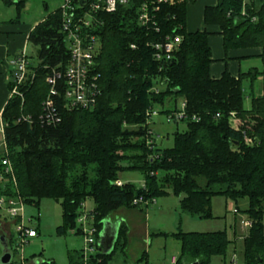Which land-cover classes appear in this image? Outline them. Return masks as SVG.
<instances>
[{"label":"trees","instance_id":"1","mask_svg":"<svg viewBox=\"0 0 264 264\" xmlns=\"http://www.w3.org/2000/svg\"><path fill=\"white\" fill-rule=\"evenodd\" d=\"M4 1L14 4L19 14L26 0ZM95 17L100 21L92 31L100 42L92 70L98 90L95 104L91 109L69 108L59 80L56 94L51 95L59 119L52 123L39 116L50 90L46 76L63 70L69 59L61 6L28 33L27 41L37 48L36 61L28 65L33 78L18 86L21 95L11 94L1 111L15 184L2 176L0 194L18 195L33 206L42 199L59 203L62 224L56 227L57 234L70 229L83 234L77 219L90 199L94 206L86 215L95 238L114 209L146 208L159 196L178 197L182 212L202 219L213 217V196L230 198L236 208L238 199L245 198L242 212L250 225L243 236V263L264 264V0H218L204 8V24L219 28L225 51L260 50L263 69L236 77L226 70L219 78L210 76V33L186 29V1L162 7L158 32L140 27L131 5H119ZM165 33L182 38L171 60L159 63L147 42ZM131 43L136 47L131 48ZM258 76L261 91L255 95L253 82ZM244 80L249 82L247 108ZM12 86L9 82V89ZM177 96L184 103L185 117L180 121L185 129L173 132L171 146L158 147L148 113ZM178 110L175 106L162 109L172 120ZM231 113L240 120L237 127L231 125ZM123 169L142 173L144 187L132 182L117 185ZM139 196L147 203L133 204ZM155 234L170 235L179 242L174 264H208L213 256L224 257L231 243L225 230L178 228ZM126 244L127 227L121 224L110 251L103 252L97 245L96 253L85 258L81 248L79 253H69V264H110L118 253H125ZM141 261L150 264L145 252L137 259Z\"/></svg>","mask_w":264,"mask_h":264},{"label":"rangeland","instance_id":"2","mask_svg":"<svg viewBox=\"0 0 264 264\" xmlns=\"http://www.w3.org/2000/svg\"><path fill=\"white\" fill-rule=\"evenodd\" d=\"M39 0H31L30 4L33 6ZM49 2V10H51L59 0H47ZM32 10L25 12V15H30ZM30 18V17H29ZM27 49L25 56L29 63L33 64L36 61L37 48L26 42ZM257 67L258 71L262 70V64L258 59H250L242 62L241 68L247 70L249 67ZM11 77V76H10ZM13 77V71H12ZM11 79V78H10ZM8 81V79L6 78ZM13 80V79H12ZM249 82L243 81L244 91V107L250 106ZM253 93L257 95L261 91V80L258 76L253 82ZM182 97L177 96L175 100L168 98L163 106L155 105L153 111L155 112L149 119V126L152 131V138L158 147H169L173 143V132L176 130L182 131L185 129V123L180 120H167V116L162 109L166 108H180ZM236 122L231 121V125ZM136 138L132 137V141ZM2 151V141L0 138V153ZM121 176L132 178L135 181L132 183L142 185L143 175L138 170L123 169L119 171L118 178ZM202 180L200 179L199 182ZM169 197L159 196L153 198L150 204L143 209L144 223L149 233L154 230H175L173 228H181L182 231H213L225 230L231 243L227 246V250L223 256H213L208 264H244L243 263V236L247 226L242 222L246 220L245 214L242 210L246 207L247 202L245 198H240L237 201L239 211L233 212L235 207L234 202L221 195L213 196L211 199V211L215 215L212 218H198L185 214L174 204L172 199H177L176 196L168 194ZM93 202L90 199L83 204L82 212H86L93 207ZM145 209V210H144ZM23 222L26 226L37 231L36 236L26 238L20 245L16 237L14 224L12 219L7 217L4 210H0V220L6 224L5 234L10 236L9 246L13 249L18 248L13 254L12 259L18 258L29 259L32 256L40 257L42 259H52L55 264H69V253H79L83 248L84 239L83 234L77 233L75 229L67 230L64 234H57L56 227L62 224V210L59 203L51 199H42L37 206L23 203L22 206ZM82 214V213H81ZM31 220L29 221L28 219ZM176 221V225L174 224ZM79 226V223H77ZM91 221L87 220L81 224L84 230H88ZM4 231L0 229V234ZM146 244H151L148 248L151 264H162L167 262L172 254L178 253L179 242L175 238H162L161 236H148L145 240ZM166 243V247L162 248V243ZM145 244V245H146ZM127 245V244H126ZM126 249V247H125ZM137 246L132 251L136 252ZM3 251V244L0 241V255ZM138 251V250H137ZM132 252V253H134ZM139 254H128L123 256L121 253L117 254L116 258L110 264H140L135 261L133 256ZM86 258V257H85ZM84 258V259H85ZM41 259V260H42ZM165 262V263H166Z\"/></svg>","mask_w":264,"mask_h":264},{"label":"built area","instance_id":"3","mask_svg":"<svg viewBox=\"0 0 264 264\" xmlns=\"http://www.w3.org/2000/svg\"><path fill=\"white\" fill-rule=\"evenodd\" d=\"M186 0H63L61 6L62 11V30L65 32V41L69 51V59L63 70H52L46 76V81L50 85L49 94L43 102L42 113L39 119L47 123L56 122L59 117L51 99V95L56 94V83L60 80L63 86V97L69 108L81 107L91 109L96 101L98 94L96 85V75L92 74L95 64V57L98 54L100 42L99 37L92 31H95L100 21L95 17L99 12H112L119 5H131L136 10V20L140 27L160 31V22L158 19L159 12L162 7H171L179 5ZM243 13V12H242ZM181 35L165 33L157 40L148 41V45L153 49V55L159 63H166L171 60L172 53L178 47L181 41ZM131 48H135L136 44L131 43ZM29 61L25 54L20 53L10 60L12 67L13 86L11 94H19L18 86L24 84L33 78L30 72ZM184 103H181L180 110L175 112L174 119L180 120L185 117ZM155 112L148 113L151 117ZM171 116H167L170 119ZM230 120L236 122L237 127L240 120L230 114ZM4 125L0 112V138L2 141V151L0 153V178L2 176L9 177L15 184L14 172L10 160L7 157V151L4 140ZM247 143H251L249 137H244ZM144 187L143 183L141 185ZM133 204L147 203L142 196L134 198ZM23 201L18 195L0 194V210H4L7 217L12 219L16 237L20 245L26 238L34 237L37 234L35 229L26 226L23 222L22 213ZM29 221L31 220L28 219ZM87 215L81 214L77 221L84 223L87 221ZM1 221V220H0ZM245 226H249L250 222L245 220L242 222ZM83 231V253L84 256L92 255L97 251V240L94 236L95 228L89 226L88 230ZM6 233V232H5ZM8 235V234H7ZM18 248H15L16 252ZM14 264H24L22 258L14 260ZM171 262L175 263V258H171Z\"/></svg>","mask_w":264,"mask_h":264},{"label":"crops","instance_id":"4","mask_svg":"<svg viewBox=\"0 0 264 264\" xmlns=\"http://www.w3.org/2000/svg\"><path fill=\"white\" fill-rule=\"evenodd\" d=\"M30 1L31 0H26L19 14H17L14 4L6 3L4 0H0V112L11 96V89L8 87L9 82H12V67L10 66V60L20 53L25 54L27 49L26 42L28 33L38 22L43 20L49 12L60 7L63 2V0H59V2L51 10H49V2L47 3V0H39L35 3L33 2L34 7H32ZM217 1L218 0H186V29L188 31L205 29L210 33L208 37L212 58V61L209 65L210 76L212 78H219L224 70L228 71L232 76L235 77L238 76L240 72H248L251 69H256L258 71L256 66H252L247 70H243L241 68V64L242 62L250 59H258L261 62L260 57L258 56L260 53L259 48H236L225 51L222 44V36L219 34V28L215 25L204 24V8L206 6L216 5ZM30 10H32V13L30 15H25V12ZM132 181H135V179L133 180L132 178L121 176L117 179L116 184L121 185L123 183ZM165 197H169V195H166ZM172 201L174 204H177V207H179L178 197L177 199H172ZM92 208L93 207H91L90 210ZM88 211H84L82 213L86 215ZM238 211L239 208L234 207L233 212L237 213ZM212 215L213 217L215 216L213 212ZM121 224H124L127 227V245L123 256L138 253V256H133L135 261H137L139 256L145 252L147 254V260L150 264L152 261L150 260L148 248L151 244L147 245L146 242H144L147 240L148 236L153 235L154 237L161 236L162 238H173L170 235H156L155 233H171L180 228L176 225V221H174L173 225H176L177 227L173 228L175 230H154L153 232L149 233V230L144 223L143 209L138 207H118L111 211L102 221L101 230L96 238L97 244L101 250H111L112 244L114 243L117 235L118 228ZM5 228L6 224L0 221V229L4 230L2 233L6 232ZM6 237H8L7 234ZM135 245L137 246L138 250H136V252L132 251L133 248H135ZM165 247L166 243L164 242L162 243V248ZM179 248L180 245L178 246L177 255L172 254L168 259V263L165 261L166 263L162 262V264H174L171 262V258L174 257L176 260V257L179 254ZM41 259V256L39 258L32 256L29 259H23V262L24 264H39L42 261H53L52 259ZM231 261L234 262L233 257L231 258ZM139 263L144 264L142 261Z\"/></svg>","mask_w":264,"mask_h":264},{"label":"water","instance_id":"5","mask_svg":"<svg viewBox=\"0 0 264 264\" xmlns=\"http://www.w3.org/2000/svg\"><path fill=\"white\" fill-rule=\"evenodd\" d=\"M0 241L3 244V251L0 255V264H8L12 260L13 254L10 250V246L8 243L9 241H8V238L6 237L5 233L0 234ZM102 251L108 252V251H106V249H103ZM192 264H197V261L193 262Z\"/></svg>","mask_w":264,"mask_h":264}]
</instances>
